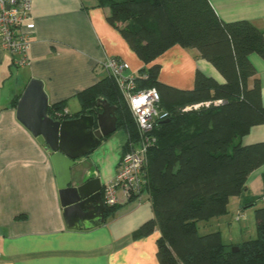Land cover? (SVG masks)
Wrapping results in <instances>:
<instances>
[{"label":"crops","instance_id":"0c3cea01","mask_svg":"<svg viewBox=\"0 0 264 264\" xmlns=\"http://www.w3.org/2000/svg\"><path fill=\"white\" fill-rule=\"evenodd\" d=\"M208 2L222 21H248L264 37V0ZM108 15L109 9L99 7L98 0H31L35 27L29 36V64L16 68L12 57L0 50V264H159V230L133 238L141 225L154 218L148 189L132 198L118 191L116 209L106 211L102 221L96 209L91 218L69 228L48 148L18 121L16 108L10 106L13 96L20 95L27 83L36 79L43 84L49 106L61 102L66 112L76 114L81 109L77 95L108 76L103 68L107 59L124 61L129 67L127 73L133 76L148 68L150 65L142 63L108 23ZM249 61L260 82L264 109V58L251 54ZM155 63L160 67L158 82L177 90L192 89L196 70L223 81L195 49L173 46ZM252 81L251 78L249 86ZM263 141L261 124L250 128L235 143L252 145ZM129 142L128 134L116 128L86 158L93 167V176L99 179L101 198ZM249 204L252 206L247 207ZM103 205L108 208L104 202ZM229 206L233 215H246V220L250 218L248 213L254 214L255 209L264 206V166L248 176L244 193L229 199L223 217L198 223L207 227L217 219L218 229L214 232L222 236L221 230L227 228L229 232L233 225L226 216ZM245 228L239 227L236 233H243ZM241 238L230 235L221 241L225 246H235L246 241Z\"/></svg>","mask_w":264,"mask_h":264},{"label":"trees","instance_id":"16d2710c","mask_svg":"<svg viewBox=\"0 0 264 264\" xmlns=\"http://www.w3.org/2000/svg\"><path fill=\"white\" fill-rule=\"evenodd\" d=\"M98 6L109 9L108 23L137 58L150 65L138 72L137 88H155L159 107L167 113L155 128L156 141L146 154L144 169L143 190L152 196L154 218L133 238L158 229L159 264H264V206L254 210L255 238L235 245L234 253L224 254V248L232 246L222 243L219 232L201 235L196 228L198 222L225 214L229 199L244 193L248 176L264 166V141L235 143L250 128L264 124L261 86L249 61L251 54L264 58L263 33L245 20L222 21L208 0H98ZM173 46L197 50L223 81L196 70L190 90L158 82L160 67L155 60ZM19 97L11 99L12 108ZM77 98L78 113L64 112L60 102L48 107V115L55 120L94 115L95 102L101 99L116 108L117 130L136 136L112 77ZM115 209L108 207L107 212Z\"/></svg>","mask_w":264,"mask_h":264},{"label":"water","instance_id":"95a60500","mask_svg":"<svg viewBox=\"0 0 264 264\" xmlns=\"http://www.w3.org/2000/svg\"><path fill=\"white\" fill-rule=\"evenodd\" d=\"M48 107L42 82L32 79L20 94L16 117L40 145L48 148L67 226L74 228L75 223L91 218L97 210L102 221L107 209L101 198V185L86 158L103 138L116 131V108L98 99L94 115L55 120L48 115ZM237 251L236 246L224 248V254Z\"/></svg>","mask_w":264,"mask_h":264},{"label":"built area","instance_id":"2783aa9c","mask_svg":"<svg viewBox=\"0 0 264 264\" xmlns=\"http://www.w3.org/2000/svg\"><path fill=\"white\" fill-rule=\"evenodd\" d=\"M34 27L31 0H0V50L12 57V65L16 68L29 64V36ZM103 68L115 80L137 134L136 143L129 142L114 179L102 189L104 204L113 207L119 201L118 191L126 198L141 193L145 183L146 154L156 141L155 128L159 121L167 117V113L159 107L160 96L155 88H137L136 76L127 73V63L118 58H109L103 63Z\"/></svg>","mask_w":264,"mask_h":264},{"label":"rangeland","instance_id":"374dc122","mask_svg":"<svg viewBox=\"0 0 264 264\" xmlns=\"http://www.w3.org/2000/svg\"><path fill=\"white\" fill-rule=\"evenodd\" d=\"M132 118V117H131ZM135 133V132H134ZM134 135V134H133ZM137 135V134H136ZM136 137L137 136H133L131 137V141H135L134 143H136ZM250 214V218H248L246 220V215L245 217L242 216V215H239L237 213H235L234 215L232 214L231 212V209H230V206H229V213L226 214V216H228V220L230 222H232V226H231V229H229V232H228V229L226 228L225 229H222L221 232H222V236L220 234V237L223 238L225 240L226 237H229L230 235L233 237L234 235H237L239 236V239H243V240H247V239H253L255 238L256 236V227H255V218H254V214L253 212H250L248 213V215ZM223 217V215H222ZM219 218V217H218ZM221 218V217H220ZM217 220V219H216ZM215 221H211L209 224V226L207 227H204L202 223H198V232L199 234H205L207 232H214L216 229H218V223H215ZM239 220H241L240 222H238ZM246 220V221H245ZM222 228L225 226H223V224L221 225ZM229 227V226H227ZM240 228H244L246 227L244 230H243V233H236V230H238ZM241 235V236H240Z\"/></svg>","mask_w":264,"mask_h":264}]
</instances>
